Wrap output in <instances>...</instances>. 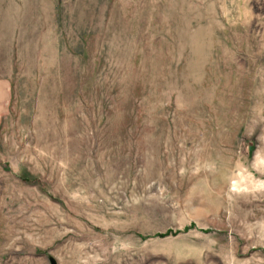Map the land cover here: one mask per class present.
<instances>
[{
  "label": "rangeland",
  "instance_id": "rangeland-1",
  "mask_svg": "<svg viewBox=\"0 0 264 264\" xmlns=\"http://www.w3.org/2000/svg\"><path fill=\"white\" fill-rule=\"evenodd\" d=\"M0 264H264V0H0Z\"/></svg>",
  "mask_w": 264,
  "mask_h": 264
}]
</instances>
